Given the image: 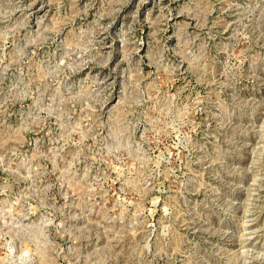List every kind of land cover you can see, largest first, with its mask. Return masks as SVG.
Returning <instances> with one entry per match:
<instances>
[{
	"label": "rangeland",
	"instance_id": "rangeland-1",
	"mask_svg": "<svg viewBox=\"0 0 264 264\" xmlns=\"http://www.w3.org/2000/svg\"><path fill=\"white\" fill-rule=\"evenodd\" d=\"M0 264H264V0H0Z\"/></svg>",
	"mask_w": 264,
	"mask_h": 264
}]
</instances>
